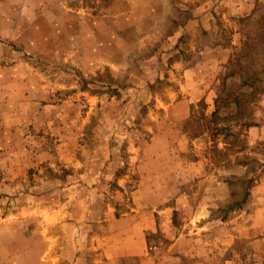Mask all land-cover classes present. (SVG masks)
Returning a JSON list of instances; mask_svg holds the SVG:
<instances>
[{"label":"rangeland","instance_id":"rangeland-1","mask_svg":"<svg viewBox=\"0 0 264 264\" xmlns=\"http://www.w3.org/2000/svg\"><path fill=\"white\" fill-rule=\"evenodd\" d=\"M263 182L264 0H0V264H264Z\"/></svg>","mask_w":264,"mask_h":264},{"label":"crops","instance_id":"crops-1","mask_svg":"<svg viewBox=\"0 0 264 264\" xmlns=\"http://www.w3.org/2000/svg\"><path fill=\"white\" fill-rule=\"evenodd\" d=\"M1 20L3 21V18H1ZM264 183V182H263ZM264 185V184H263ZM261 192H264V186L262 187V191ZM259 227H255V232H258L259 231ZM133 248H135V247H133Z\"/></svg>","mask_w":264,"mask_h":264}]
</instances>
